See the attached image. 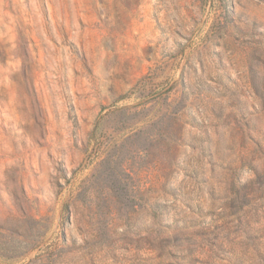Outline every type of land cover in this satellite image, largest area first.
Here are the masks:
<instances>
[{"label": "rangeland", "instance_id": "1", "mask_svg": "<svg viewBox=\"0 0 264 264\" xmlns=\"http://www.w3.org/2000/svg\"><path fill=\"white\" fill-rule=\"evenodd\" d=\"M0 264H264V0H0Z\"/></svg>", "mask_w": 264, "mask_h": 264}]
</instances>
